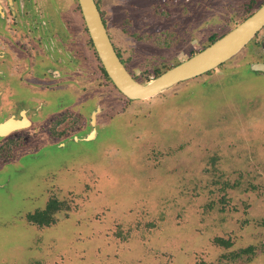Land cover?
Returning <instances> with one entry per match:
<instances>
[{"label": "rangeland", "instance_id": "obj_1", "mask_svg": "<svg viewBox=\"0 0 264 264\" xmlns=\"http://www.w3.org/2000/svg\"><path fill=\"white\" fill-rule=\"evenodd\" d=\"M95 1L140 83L200 52L264 2ZM31 4L49 6L51 33L77 55L73 80L81 86L63 95L73 105L63 117L67 131L85 121L77 136L96 125L97 133L0 166V264H264V75L250 70L264 62V29L218 68L128 101L102 73L78 1ZM92 94L101 111L90 125ZM25 144L16 142L10 156L29 151ZM40 200L33 212L52 201L53 215L31 225L21 214Z\"/></svg>", "mask_w": 264, "mask_h": 264}, {"label": "flooded vegetation", "instance_id": "obj_2", "mask_svg": "<svg viewBox=\"0 0 264 264\" xmlns=\"http://www.w3.org/2000/svg\"><path fill=\"white\" fill-rule=\"evenodd\" d=\"M32 1L0 0V155L5 154L4 160L0 161V166L18 163L19 159L31 156L42 145L50 144L62 147L64 145L63 141L69 137L74 142H90L95 139L97 133L96 125L89 133L87 131L86 135H83L87 137L83 138L82 136L79 138L77 136V132L81 131L83 127L87 128L84 121L86 117L90 114V117L88 116L90 118L89 122L90 125H93L95 116L101 111L99 104L94 101V94H92L91 101L93 104L95 102L97 106L94 107V110L91 109L86 117H83V125L81 124L73 132L67 131V119H63V117L67 115L68 108L73 105L68 106L63 95L66 93L73 95L77 92L75 86H81V82L73 80V77L78 76L79 78L80 75L75 65L77 55L73 56L68 51V46L65 47L59 41L57 35L51 33L53 28L48 26L51 21H46L47 16L51 18L48 12L49 6L45 8L41 4L33 5L31 4ZM95 3L97 5L96 1ZM103 23L105 25L104 20ZM63 24L67 28V25ZM65 27L62 26V28ZM263 29L264 27L254 38ZM89 43L93 48L90 39ZM111 43L121 63L132 76L112 41ZM261 45L264 48L263 40ZM74 57L75 59L72 61ZM96 58L98 60L97 55ZM256 64L259 63L250 66L251 72L263 76L264 73L252 69ZM103 75L108 79L106 74L103 73ZM17 86L24 90V94L27 91V94H21L20 90L16 88ZM59 93L61 95L58 98L59 101L53 102L52 100H55ZM51 106L54 107L53 111ZM76 111L78 112V110ZM78 114L81 116L79 112ZM100 128H102L101 125ZM19 141L23 144L26 143L24 146H31L30 150L10 156L11 153H16L11 148ZM18 167H20V164H18ZM5 186L6 184L0 183V189L4 190ZM39 202L41 200L36 202L31 210L32 212ZM54 206L55 204L49 201L45 208L36 210L33 213L31 211L23 213L21 217L26 222H30L31 225H39L42 216L51 213ZM49 222V219H44L42 225ZM220 242L224 243V241Z\"/></svg>", "mask_w": 264, "mask_h": 264}, {"label": "water", "instance_id": "obj_3", "mask_svg": "<svg viewBox=\"0 0 264 264\" xmlns=\"http://www.w3.org/2000/svg\"><path fill=\"white\" fill-rule=\"evenodd\" d=\"M81 15L98 60L113 86L127 100L156 97L184 81L208 73L236 56L264 27V3L208 47L168 69L147 83L136 81L125 69L109 39L94 0H77ZM264 73V63L253 66Z\"/></svg>", "mask_w": 264, "mask_h": 264}, {"label": "trees", "instance_id": "obj_4", "mask_svg": "<svg viewBox=\"0 0 264 264\" xmlns=\"http://www.w3.org/2000/svg\"><path fill=\"white\" fill-rule=\"evenodd\" d=\"M218 39V38H217ZM216 38H214V37H212L209 41V44H208V46L210 45V44H212L215 40H217ZM207 46V47H208ZM101 71L105 74V72L103 71V69H102V67H101Z\"/></svg>", "mask_w": 264, "mask_h": 264}]
</instances>
